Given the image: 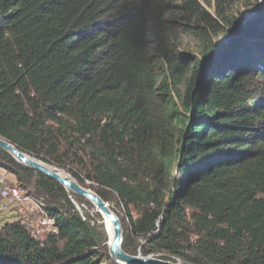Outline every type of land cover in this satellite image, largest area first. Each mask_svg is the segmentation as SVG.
<instances>
[{"label":"trees","instance_id":"trees-1","mask_svg":"<svg viewBox=\"0 0 264 264\" xmlns=\"http://www.w3.org/2000/svg\"><path fill=\"white\" fill-rule=\"evenodd\" d=\"M234 1L0 0V136L123 206L129 254L264 264V21L201 75ZM0 167L55 229L4 222L0 264H118L72 199L91 202L1 148Z\"/></svg>","mask_w":264,"mask_h":264},{"label":"water","instance_id":"water-1","mask_svg":"<svg viewBox=\"0 0 264 264\" xmlns=\"http://www.w3.org/2000/svg\"><path fill=\"white\" fill-rule=\"evenodd\" d=\"M248 14H241L237 18L235 28L231 33L218 43H214V50L206 54L201 59V75L208 71L210 63L221 54L232 41H234L241 33L243 27L250 20ZM0 148L8 152L17 162L27 166L28 168L42 173L51 179L60 183L64 188L70 190L74 194L87 199L93 204L97 212L112 224V236L108 241V254L110 258L118 264H192L184 260L170 261L152 254L142 255L129 254L122 248V225L116 213L109 207L108 203L104 201L95 191L81 185L73 177L67 175H60L55 166H52L42 160L35 158L29 153L21 150L16 145L11 143L6 138L0 136Z\"/></svg>","mask_w":264,"mask_h":264},{"label":"rangeland","instance_id":"rangeland-1","mask_svg":"<svg viewBox=\"0 0 264 264\" xmlns=\"http://www.w3.org/2000/svg\"><path fill=\"white\" fill-rule=\"evenodd\" d=\"M207 8V7H206ZM231 12L234 14V16L236 18H238L241 14H248L247 17L250 18V20L248 21V25L249 24H259L260 22L263 23L264 21V0H236L234 1V3L231 5L230 7ZM263 20V21H261ZM260 23V24H261ZM261 27L264 28V25L261 24ZM213 44L214 43H218L220 40L224 39L226 36H223L221 34L218 35H210ZM264 41V40H263ZM264 44V42H263ZM177 48L180 51H185L190 53L192 56L200 59L201 55L199 54V50H200V46H199V41H197L195 39V37L190 34V33H182L180 32L178 40L176 42ZM264 46V45H263ZM252 48V52H254V56H257V52L256 48L254 46H251ZM262 47V46H261ZM263 53H264V48L262 49ZM75 165H71V167H74ZM58 169V172L62 175H67L70 176V173L67 171V168L64 167H56ZM0 169H3L5 171V177L7 179L6 174H9L4 168L0 167ZM74 178V177H73ZM8 180V179H7ZM10 181V180H8ZM13 184H17L16 180L15 181H10ZM88 183V182H87ZM88 188V187H87ZM91 189V188H90ZM68 190V189H67ZM92 190V189H91ZM70 191V190H68ZM73 200V199H72ZM73 204L78 205L79 207V211H81V213L83 214H87L92 222L95 224V230L98 232L99 235H103L105 237V244L108 246V241H109V234L107 232V224L104 220V218L99 214V212H97L95 207H90L88 206L86 203H80L77 202V200H73ZM109 205V204H108ZM112 206L114 207L115 210H113L116 215L118 216L121 225H122V231H123V220L125 221V223L127 222L128 224V215L126 213V210L123 208V206L121 205H115L114 203H112ZM14 207H16L15 212L16 215L13 217H8V220L6 221H14V220H21L26 226L27 229L30 231V233L38 239H44L45 238V234L47 232H49V228L47 227H42L41 225H39L38 223V219L40 217V215L42 213H44L42 211V209L39 206V203L35 200L32 201H25L20 203V204H14L11 205L9 207H7L6 209L3 207L2 204H0V214H7L9 213ZM110 207V206H109ZM111 208V207H110ZM77 209V208H76ZM112 209V208H111ZM96 212L100 215V217L97 216ZM131 214L133 217H135V210L131 209ZM3 220H1L0 222V227L3 225L4 222H2ZM41 232L40 236L36 235V231ZM54 227L53 230L50 231H54ZM142 240H139V242H141ZM140 251H137V254ZM141 253V252H140ZM143 255V254H142ZM154 255V254H152ZM157 256V255H154ZM159 257V256H158ZM165 260H170V261H179L181 259L179 258H175L173 256H169V258H166Z\"/></svg>","mask_w":264,"mask_h":264},{"label":"built area","instance_id":"built-area-1","mask_svg":"<svg viewBox=\"0 0 264 264\" xmlns=\"http://www.w3.org/2000/svg\"><path fill=\"white\" fill-rule=\"evenodd\" d=\"M25 201L34 200L30 195L27 194L26 190L18 185L13 184L8 181L5 177V171L0 169V204L6 209L7 207L20 204ZM73 202V200H72ZM77 210L79 209L78 205L75 204ZM39 225L42 227L49 228L48 231L53 230L54 227V219L42 213L38 219ZM37 236L41 235V232L38 230L35 232Z\"/></svg>","mask_w":264,"mask_h":264},{"label":"crops","instance_id":"crops-1","mask_svg":"<svg viewBox=\"0 0 264 264\" xmlns=\"http://www.w3.org/2000/svg\"><path fill=\"white\" fill-rule=\"evenodd\" d=\"M7 176V179L10 180V181H15V177L11 174H6ZM15 209L16 207H14L9 213L7 214H0V221L3 220L2 222H4L5 220H8V217H13L16 215V212H15ZM2 213V212H0ZM1 223V222H0Z\"/></svg>","mask_w":264,"mask_h":264},{"label":"bare ground","instance_id":"bare-ground-1","mask_svg":"<svg viewBox=\"0 0 264 264\" xmlns=\"http://www.w3.org/2000/svg\"><path fill=\"white\" fill-rule=\"evenodd\" d=\"M56 171L58 172V170H56ZM59 174L62 175L61 172ZM104 220H105V222L107 224V226H106L107 227V232H108L109 236L111 237L112 236V232H113V230H112V224L108 220H106V219H104Z\"/></svg>","mask_w":264,"mask_h":264}]
</instances>
